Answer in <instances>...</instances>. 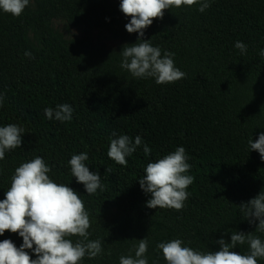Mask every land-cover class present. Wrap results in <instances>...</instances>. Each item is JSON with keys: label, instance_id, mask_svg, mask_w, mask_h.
<instances>
[{"label": "trees", "instance_id": "1", "mask_svg": "<svg viewBox=\"0 0 264 264\" xmlns=\"http://www.w3.org/2000/svg\"><path fill=\"white\" fill-rule=\"evenodd\" d=\"M121 0H30L19 17L0 10V126L24 128L20 147L0 160V200L5 198L14 170L42 157L54 182L80 194L90 214V239H100L103 254L81 264H119L134 255L139 239L149 241V264H166L157 243L181 238L202 252L218 251L229 232H256L238 209L264 191V160L248 141L264 133V0H212L203 13L192 7L164 10L142 39L175 53V66L187 75L158 85L152 78L136 79L120 67V50L137 42L128 33L130 17ZM87 30L101 29L118 40L114 48L89 38L66 39L52 21ZM247 45L242 55L235 48ZM139 43V42H138ZM34 58H29L25 52ZM68 103L70 122L48 120L44 109ZM139 135L143 144L127 166L107 156L110 139ZM147 145L151 154L145 156ZM183 146L194 177L182 211L150 209L138 183L149 162ZM87 152L91 172L101 175L104 191L86 193L72 177L68 161ZM111 172H105V168ZM19 247L18 233L5 231ZM73 240L76 237H72ZM35 247V246H33ZM29 254L35 259L31 250ZM246 254L248 246L232 249ZM264 264V259H258Z\"/></svg>", "mask_w": 264, "mask_h": 264}, {"label": "clouds", "instance_id": "2", "mask_svg": "<svg viewBox=\"0 0 264 264\" xmlns=\"http://www.w3.org/2000/svg\"><path fill=\"white\" fill-rule=\"evenodd\" d=\"M212 0H121V12L130 17L125 24L128 33H138L137 42L125 44L120 50V67L136 79L152 78L158 85L175 83L186 77V73L175 66V53L164 51L153 46L150 40L142 39L144 30L154 19H162L164 10L170 8L192 7L199 5L198 11L203 13L211 6ZM30 0H0V10L19 17ZM139 42V43H138ZM243 55L247 45L241 41L235 43ZM29 58H34L30 52H25ZM264 55V50L261 51ZM5 97L0 94V107ZM74 108L68 103L58 104L55 108L44 109L48 120L61 123L70 122ZM23 127L17 124L0 126V160L5 153L22 144ZM110 139L107 156L121 166H127V157L133 155L143 144L137 135L134 139L128 135L116 136ZM250 150H255L264 160V133L259 134L253 142L249 139ZM145 156L151 154V149L144 145ZM87 152L73 154L68 161L72 177L77 183L84 185L86 193L96 194L105 190L101 183V175L91 172L87 166ZM189 156L183 146L176 147L173 152L164 155L155 162H149L143 178L138 180L141 190L150 199L146 207L150 209H174L182 211L190 193L188 187L194 182V177L187 175L191 169ZM112 169L105 168V172ZM51 168L45 160L36 156L28 162L21 163L11 177L9 189L5 198L0 200V235L5 231L18 233L22 244L17 247L10 239L0 241V264H81L84 258L95 259L103 254L102 241L91 240L90 214L80 194L67 184L54 182L50 178ZM238 209L249 224L256 223L255 231L264 233V191L254 198L242 202ZM230 241L220 238L218 251L202 252L187 246L183 239L174 238L167 242H159L156 248L160 250L166 264H258V259H264V240L253 232L232 231ZM72 237H76L75 240ZM248 246L246 254L237 253L232 249L241 245ZM149 241L146 237L139 239L134 248V255L121 256L119 264H149L147 258ZM35 246V247H33ZM31 250L35 259L29 254Z\"/></svg>", "mask_w": 264, "mask_h": 264}, {"label": "rangeland", "instance_id": "3", "mask_svg": "<svg viewBox=\"0 0 264 264\" xmlns=\"http://www.w3.org/2000/svg\"><path fill=\"white\" fill-rule=\"evenodd\" d=\"M52 28L61 33L66 39L89 38L94 43L104 45L107 48H114L118 44V40L112 38L109 33L101 29L87 30L83 26L74 27L63 20L52 21Z\"/></svg>", "mask_w": 264, "mask_h": 264}]
</instances>
